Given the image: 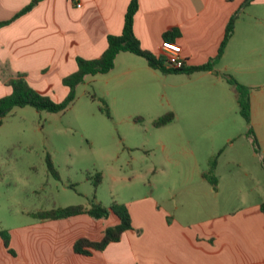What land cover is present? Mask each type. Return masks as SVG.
Wrapping results in <instances>:
<instances>
[{"label":"rangeland","instance_id":"1","mask_svg":"<svg viewBox=\"0 0 264 264\" xmlns=\"http://www.w3.org/2000/svg\"><path fill=\"white\" fill-rule=\"evenodd\" d=\"M243 11L239 31L245 21H264V3ZM143 63V57L122 52L108 73L88 75L76 86L64 111L14 107L1 119V239L10 240L9 229L39 220L32 213L53 205L117 202L134 210L151 200L193 224L264 201V162L253 154L235 101L219 112L207 97L188 93L196 81L187 73L163 74ZM127 68L133 71L125 75ZM56 88L36 90L60 101L67 93ZM169 111L174 119L156 127L154 121ZM47 155L59 179L48 172ZM215 156L218 190L202 178Z\"/></svg>","mask_w":264,"mask_h":264},{"label":"crops","instance_id":"2","mask_svg":"<svg viewBox=\"0 0 264 264\" xmlns=\"http://www.w3.org/2000/svg\"><path fill=\"white\" fill-rule=\"evenodd\" d=\"M32 1L0 0V21L13 18ZM129 1L38 0L30 10L1 26L2 91L9 94L8 80L21 73L34 88L41 87L49 93L57 87L66 94L62 78L76 71V57H98L106 48L107 35L121 33ZM242 2L138 0L133 31L142 48L158 55L163 33L176 28L180 34L172 41L181 46L186 66L199 65L216 54L229 17ZM255 2L264 3V0H252L249 5ZM242 13L243 9L215 69L252 87L250 117L258 143L253 154L261 155L264 162V139L261 138H264V80H259L260 75L264 76V21H245L239 31ZM144 66L146 70L156 71ZM139 69L146 71L141 65ZM132 71L127 68L122 73L127 75ZM188 76L196 81L188 93L207 97L214 104L213 109L225 113L229 103L235 101L237 105L234 89L220 75L203 71ZM217 167L216 157L215 190L219 183ZM205 173L202 178L208 181ZM262 202L240 204L231 212L213 213L193 224L151 200L136 204L134 210L128 204L132 229L124 231L119 241L91 255L74 253V241L79 237L99 240L107 226L118 223L115 214L106 219L78 214L63 219L35 220L9 229V245L15 255L0 246V264H264Z\"/></svg>","mask_w":264,"mask_h":264},{"label":"trees","instance_id":"3","mask_svg":"<svg viewBox=\"0 0 264 264\" xmlns=\"http://www.w3.org/2000/svg\"><path fill=\"white\" fill-rule=\"evenodd\" d=\"M37 1L38 0H33L28 5L24 6L13 16V18L0 21V27L8 24L14 18L30 10ZM251 2L252 0H243L240 7L231 14L225 26L223 38L219 44L216 54L213 57H210L206 62L199 65H189L178 69H172L166 66L164 56L161 54L155 55L151 51L140 46L139 40L133 31V19L134 14L138 9V0H130L124 14V22L121 33L119 35H107L106 48L98 57L93 59H86L80 56L76 57V71L62 78V84L67 87V94L62 100L56 101L48 95L38 92L26 81L24 74L16 73L7 82L11 88V92L0 97V123L1 119L14 107L32 106L37 110H46L48 112L64 111L74 101L75 88L79 83L84 81L86 76H93L96 74H104L109 72L114 67L115 58L119 53L130 52L134 55L143 57L150 68L158 70L163 74H192L195 72L212 71L215 74L220 75L226 81V83H228L234 89L236 93L238 113L245 120L247 125V134L251 136L252 143L257 148L258 143L256 137H254V131L251 126L250 117V92L252 87L240 83L229 73H221L215 69L216 64L219 62L225 50L228 40L234 32L235 23L239 14L241 13L242 9L248 6ZM179 34V31L174 28L165 31L162 37L164 40H175ZM173 119L174 113L169 111L157 118L154 121V125L156 127H161L170 123ZM215 160L216 156L211 159L210 170L208 171V174H205L206 178L214 186L216 185V178L213 174ZM46 167L54 179H59L58 171L53 165L49 155L46 156ZM260 210L264 214V202L260 203ZM111 213L118 217V223L107 226L99 240H91L86 237H79L73 243L72 249L74 253L81 255H91L92 252L101 251L108 244L119 241L124 231L132 229L131 216L125 204L112 202L110 205L105 206L99 202H92L88 207L80 204L67 205L63 207H57L53 205L50 208L39 210L32 214L39 220H47L63 219L78 214H87L93 219H106ZM2 240L7 251L15 255V251L9 245V236L5 235Z\"/></svg>","mask_w":264,"mask_h":264},{"label":"built area","instance_id":"4","mask_svg":"<svg viewBox=\"0 0 264 264\" xmlns=\"http://www.w3.org/2000/svg\"><path fill=\"white\" fill-rule=\"evenodd\" d=\"M77 6H80V4H77ZM160 54L165 57L166 66L169 68L178 69L186 66L181 46L172 40H163L161 42Z\"/></svg>","mask_w":264,"mask_h":264}]
</instances>
